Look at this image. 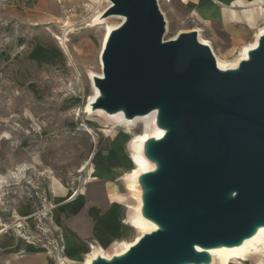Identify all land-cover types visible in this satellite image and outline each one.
<instances>
[{"label":"water","instance_id":"95a60500","mask_svg":"<svg viewBox=\"0 0 264 264\" xmlns=\"http://www.w3.org/2000/svg\"><path fill=\"white\" fill-rule=\"evenodd\" d=\"M125 18L101 53L93 108L132 119L157 111L145 145L143 214L158 229L91 264L209 263L197 248L239 244L264 225V34L248 59L220 71L195 31L163 40L156 0H110Z\"/></svg>","mask_w":264,"mask_h":264},{"label":"rangeland","instance_id":"374dc122","mask_svg":"<svg viewBox=\"0 0 264 264\" xmlns=\"http://www.w3.org/2000/svg\"><path fill=\"white\" fill-rule=\"evenodd\" d=\"M156 2L168 25L163 40L201 29L181 0ZM107 6L105 0H23L12 6L0 5V232L5 230L0 237L14 239L16 234H24L21 237L26 240L36 238V224L31 230L25 219L37 222L43 215L50 222L55 204L65 201L83 183L87 185L79 193L83 195L81 203L89 186L94 197L100 196L108 182L89 176L90 154L96 150L90 131L102 149L98 170L112 165L104 162L109 157L107 136L118 138L123 152L121 172L114 176L113 184L122 187L121 193L127 197L123 206L127 213L117 221L118 239L102 249H120L141 235L125 223L133 202L123 176L133 169L128 163L131 141L140 128L112 130L94 113H86L95 95L93 75L102 73L99 52L104 30L119 23L117 17L106 15ZM104 10L105 23L90 26L92 18ZM63 37L69 55L56 39ZM252 41L226 50L225 40L217 38L212 46L221 60L231 61ZM25 206H29L28 216L20 219ZM20 222L26 224L22 233L17 228ZM35 241L31 242L38 243ZM255 260L253 254L232 264H255Z\"/></svg>","mask_w":264,"mask_h":264},{"label":"crops","instance_id":"0c3cea01","mask_svg":"<svg viewBox=\"0 0 264 264\" xmlns=\"http://www.w3.org/2000/svg\"><path fill=\"white\" fill-rule=\"evenodd\" d=\"M181 2L200 25L204 38L212 44L217 38L225 40L228 45L226 50L252 41L264 27V0ZM121 155V148L116 147L104 162L123 164ZM120 168L121 165L114 169L104 166L102 174L91 175V179H100L105 184L108 182V186L106 184L102 188L100 196L94 197L92 194L95 192L89 186L83 203V195L70 203L57 202L56 212H51L48 222L50 232L41 242L33 243L15 232H8L16 234L14 239L0 237V264H57L59 259L67 264H76L84 259L91 247L110 245L117 240V221L124 218L126 210L123 206L127 202L126 195L121 193L122 187L113 184L114 176L121 172ZM107 173L112 175L107 176ZM31 210L34 211V206ZM23 211L25 213H19L18 218L28 216L29 206H25ZM25 222L33 230L35 219L32 222L25 219Z\"/></svg>","mask_w":264,"mask_h":264},{"label":"bare ground","instance_id":"6f19581e","mask_svg":"<svg viewBox=\"0 0 264 264\" xmlns=\"http://www.w3.org/2000/svg\"><path fill=\"white\" fill-rule=\"evenodd\" d=\"M105 1L107 2L108 5L106 9L112 6L110 0H105ZM104 13L105 10L102 13V15L101 13H99L98 15L93 17L90 26L97 24L102 25V23H105V20H103L106 19ZM110 17H117L114 19L119 20V23L111 26L108 25L104 30V34L101 40V49L99 52L100 68H101V60H100L101 53L106 45L110 33L113 30L118 29L125 20L124 17L119 15H112ZM164 22H165V33H166L168 31V25L166 19H164ZM190 31H195L197 33L198 42L207 46L211 50L218 69L220 71H229L236 69L241 61L248 59L249 51L257 47L259 36L264 34V27L257 33L255 39L249 45H245L240 48L236 57L231 61H223L217 55H215L211 41L204 38L203 31L201 29L194 28L191 29ZM179 33L168 38L167 41L175 39L179 35ZM64 37L61 39L60 38H56V39L60 41V45L63 48L64 52L69 55V52L65 45L66 39ZM101 76L102 73L93 75L94 78L95 77L100 78ZM93 88L95 95L93 98L91 99L89 98L90 103L86 108L87 114L92 115L94 113V116L102 119L105 122V124H107V126L112 128V130L118 129L122 131H132L137 127L140 128V133H138L131 141V150L129 153L130 160L128 161V163L130 166H133V169L128 173H125L123 176L126 180L125 186L133 202V209L130 213V218L128 219L127 222L125 221V223L128 224L135 231L139 232L141 235L138 238H136L132 243L124 244L120 249L111 250L109 252H104L102 249L103 247L102 245H100L97 248L91 247L90 252L87 254L88 256L84 258V262L82 264H91L95 259L99 257L105 260H111L113 257L120 256L123 253H125L131 246H133L142 237V235L151 233L158 229V225L143 214L142 196L144 194V188L140 182V178L145 173L155 171L157 167L156 162L150 159L149 157H147V155L143 151V148L145 147L146 143L149 140L160 139L165 134V129L161 127L157 122L156 110L144 116H135L132 119H128L124 116L122 111L116 113H107L106 111L100 108L94 109L92 105L96 101V99L100 97V93L97 87H95V85H93ZM90 134L92 139V145L95 146L96 150L90 154L89 168H88L89 176H91L93 173L102 174L101 170H98V165L101 164L100 153L102 149L99 144L97 146V140L91 131ZM106 138H108L106 140L108 141L107 148L109 149L108 156L110 157V154L114 148L116 147L121 148L120 146L121 143L118 138H112L110 136H107ZM118 165L119 164H112L108 167L114 169L117 168ZM111 175L112 173H107V176H111ZM53 185L55 186V182H53ZM86 185L87 184L83 183L82 188L86 187ZM82 188H79L75 192L72 191L68 195L66 200L63 202L70 203L75 200L74 198L77 199L78 196L80 195L79 193L81 192ZM55 202H57V199H55ZM3 232H5V230H2L0 232V235ZM197 249L199 251H203L208 255L210 259L208 264H232L235 261H243L246 257H249L253 254H256L255 264H264V225L258 226L251 236L244 238L239 244L232 246L221 245L218 247L197 248ZM57 264H64V262L62 259H59ZM185 264H194V263H185ZM200 264H207V263H200Z\"/></svg>","mask_w":264,"mask_h":264},{"label":"built area","instance_id":"2783aa9c","mask_svg":"<svg viewBox=\"0 0 264 264\" xmlns=\"http://www.w3.org/2000/svg\"><path fill=\"white\" fill-rule=\"evenodd\" d=\"M21 1H23V0H0V5L12 6V5H16V4L20 3ZM263 5H264V3H263ZM37 220H38V218H37ZM46 223L48 224L47 218H46V216H43L42 215L41 219L36 222V227H37L36 230H38V232L36 233V238H31V237H28V238L31 241L36 240L35 242H41L43 239H45L46 238V235L49 234V232H50L49 231L50 228L48 226H46ZM24 224H25V222H20V226L21 227H17V226L16 227L20 231L21 230H25L24 228H25V225L26 224L25 225ZM20 233H22V231ZM22 235H24V234H22Z\"/></svg>","mask_w":264,"mask_h":264}]
</instances>
